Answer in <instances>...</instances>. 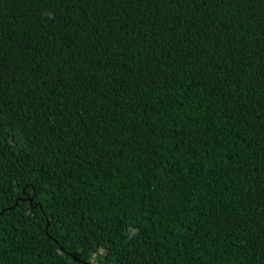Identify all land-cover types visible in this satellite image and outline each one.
I'll return each mask as SVG.
<instances>
[{"label":"trees","instance_id":"trees-1","mask_svg":"<svg viewBox=\"0 0 264 264\" xmlns=\"http://www.w3.org/2000/svg\"><path fill=\"white\" fill-rule=\"evenodd\" d=\"M89 263L264 264V0H0V264Z\"/></svg>","mask_w":264,"mask_h":264},{"label":"water","instance_id":"water-1","mask_svg":"<svg viewBox=\"0 0 264 264\" xmlns=\"http://www.w3.org/2000/svg\"><path fill=\"white\" fill-rule=\"evenodd\" d=\"M28 200H29L30 203H32V201H33L32 198H29ZM40 207H42V206H40ZM2 213H3V211L1 212V214ZM89 264H91V263H89Z\"/></svg>","mask_w":264,"mask_h":264}]
</instances>
